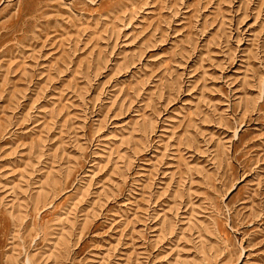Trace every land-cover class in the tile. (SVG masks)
I'll return each mask as SVG.
<instances>
[{"label": "rangeland", "instance_id": "obj_1", "mask_svg": "<svg viewBox=\"0 0 264 264\" xmlns=\"http://www.w3.org/2000/svg\"><path fill=\"white\" fill-rule=\"evenodd\" d=\"M0 264H264V0H0Z\"/></svg>", "mask_w": 264, "mask_h": 264}]
</instances>
